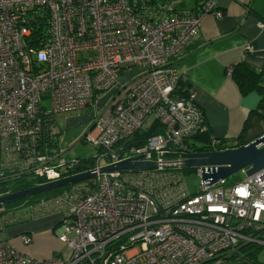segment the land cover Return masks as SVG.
Listing matches in <instances>:
<instances>
[{"label": "built area", "instance_id": "2783aa9c", "mask_svg": "<svg viewBox=\"0 0 264 264\" xmlns=\"http://www.w3.org/2000/svg\"><path fill=\"white\" fill-rule=\"evenodd\" d=\"M217 1L206 11L221 17L214 11ZM203 16L167 13L138 0H0L4 165L29 170L44 183L68 177L75 161L31 155L27 137L38 131L34 121L43 109L87 107H95V116L84 137L102 148L94 169L127 159L155 165L98 174L84 195L31 207L37 216L64 215L62 228L73 237L71 259L221 264L240 243L264 245V169L228 186L226 179L215 184L203 179L217 167L190 168L200 179L197 191L186 177L183 155L190 152L184 141L204 131L206 122L192 89L186 97L176 94L182 75L175 58L198 39ZM154 121L163 131L131 146L139 142L136 133ZM117 239L127 242L115 244ZM21 240L30 242L27 236ZM0 264L38 262L0 232Z\"/></svg>", "mask_w": 264, "mask_h": 264}, {"label": "crops", "instance_id": "0c3cea01", "mask_svg": "<svg viewBox=\"0 0 264 264\" xmlns=\"http://www.w3.org/2000/svg\"><path fill=\"white\" fill-rule=\"evenodd\" d=\"M217 7L223 15L204 14L196 48L175 65L195 93L196 103L204 113L212 137L227 140L235 148L236 139L251 112L257 109L261 96L256 92L243 96L230 71L240 63L258 73L264 71V0H218ZM248 44L254 49L249 50ZM258 135L252 128L246 138L251 142ZM8 219L4 216L3 221L11 223ZM7 222L5 226H9ZM24 233L31 234L29 231ZM50 233L31 237L29 246L22 244L21 237L8 243L22 254L45 259L62 246L59 239L53 241Z\"/></svg>", "mask_w": 264, "mask_h": 264}, {"label": "trees", "instance_id": "16d2710c", "mask_svg": "<svg viewBox=\"0 0 264 264\" xmlns=\"http://www.w3.org/2000/svg\"><path fill=\"white\" fill-rule=\"evenodd\" d=\"M141 5H151L153 7L164 9L167 13H185L188 15H199L212 12L206 11L207 4L212 0H138ZM221 11L217 6L214 11ZM222 12V11H221ZM223 15V12H222ZM46 29V28H45ZM197 43H193L188 46L183 56L189 53L191 50L195 49ZM85 53L82 54L85 57ZM87 58V57H85ZM181 58V57H180ZM180 58H175V62ZM230 76L237 85L240 93L245 96L250 93L256 92L261 96V100L256 110H253L246 120L241 135L236 139V147L246 145L250 142L246 138V134L256 124H262L264 126V71L258 73L244 63L235 65L231 72ZM190 86L183 79L180 78L176 94L179 97H186L189 95ZM47 109H43L39 116L35 117L36 123H39V129L32 136H28L27 140L30 144V149H28L31 155H43L51 159H60L65 158L67 162L75 161L76 166L71 169V172L68 174L74 175L77 173H82L85 171L92 170L96 167L97 159L101 154L102 148L95 146L98 152L95 156L89 157H72L66 150L62 149L60 146V134L61 132L56 129V120L55 112H49ZM262 125L260 129H262ZM163 131L162 126L154 121L148 130L139 131L136 133V138L139 140L141 145L145 144L147 138L159 134ZM264 135V130L259 133V136ZM86 141V138H82V142ZM124 144V143H123ZM120 144L117 148L121 147ZM126 146V143H125ZM233 148L230 146V143L227 140L220 141L212 137L210 129L207 128L201 133L189 137L184 141V149L190 153H202V152H214V151H225L227 149ZM123 154V152H121ZM69 160V161H68ZM5 164V159L2 155V150L0 149V196L8 195L15 193L24 189H30L35 186H39L45 182L43 178H38L34 175L33 172L29 170H16L15 167H8ZM190 169H187V172H190ZM243 173V172H242ZM234 174L233 177L226 179V184L228 186H233L239 184L244 180V175ZM94 179L70 184L64 187L55 188L49 191H45L39 194L31 195L22 199L12 201L8 204L15 202H23V206H28L33 202H40L41 200L48 201L52 198H59L65 195H70L72 193H77L78 195H84L86 189H89L93 186ZM30 207V206H29ZM5 215V214H4ZM50 215V214H48ZM46 215V216H48ZM7 216V215H5ZM43 217V216H42ZM4 219V217H3ZM61 219L59 224L62 223ZM8 224H11L9 221ZM58 224V225H59ZM262 246L252 245L250 243H240L237 246V250L225 258L222 264L225 262H232L233 264H264L258 261V253Z\"/></svg>", "mask_w": 264, "mask_h": 264}, {"label": "rangeland", "instance_id": "374dc122", "mask_svg": "<svg viewBox=\"0 0 264 264\" xmlns=\"http://www.w3.org/2000/svg\"><path fill=\"white\" fill-rule=\"evenodd\" d=\"M42 11H44V9H42ZM94 114L95 107H87L83 109L56 113V129L61 132L59 136L60 146L62 149L66 150L70 156L89 157L97 155L98 150L93 144L88 141L82 142V138L87 132H89L88 129H90L94 123ZM259 125L262 124H256L254 127L258 133L262 132V129L264 130V126L262 125V129H260ZM99 162L100 165H105L106 159L102 157L100 158ZM242 172L245 173V170ZM242 172H238V174L243 175ZM186 177L191 181L192 189L197 191L199 188L200 179L196 176L195 172L192 171L187 173ZM230 177H233V175ZM55 199L57 198H52L49 201L47 199L41 200L40 202H33L28 206H23V202L4 204V210L0 212V232H2V237L5 239V241L9 242L16 237L25 236L32 240L31 237L41 235L44 236L50 232L51 238L54 239L53 241L58 240V235L62 229L61 223L59 224V221L64 218V215L54 212L48 216L39 217L37 215L34 216L35 214L33 215V213H36V211H34L35 208L31 209V207L44 208L42 205L43 203L48 204L50 201ZM60 199L62 198L60 197ZM4 214L7 215V218L9 217L8 220H11V224H9V226H5L6 222L2 221L3 217L5 216ZM25 231L31 232V234H29L30 236L25 235ZM250 244L262 246L259 250L257 260L264 263V245L259 243ZM68 255V246L66 244H63V246H60L52 253V256H63L65 259L68 258ZM225 264L233 263L229 261L227 263L225 262Z\"/></svg>", "mask_w": 264, "mask_h": 264}, {"label": "water", "instance_id": "95a60500", "mask_svg": "<svg viewBox=\"0 0 264 264\" xmlns=\"http://www.w3.org/2000/svg\"><path fill=\"white\" fill-rule=\"evenodd\" d=\"M36 22L31 21V24ZM136 142L131 146H137ZM185 166L188 168L217 167L212 172H204L203 179L210 180L211 184L217 183L230 176L245 170L246 176H251L264 169V135L235 148L225 151L186 153L183 155ZM153 162L134 161L127 159L112 165H108L98 170L93 169L82 173L70 175L58 181L44 183L30 189H24L15 193L0 197V208L6 203L19 200L31 195L39 194L55 188L64 187L70 184L86 181L95 178L98 174L112 173L116 171H138L154 168Z\"/></svg>", "mask_w": 264, "mask_h": 264}, {"label": "bare ground", "instance_id": "6f19581e", "mask_svg": "<svg viewBox=\"0 0 264 264\" xmlns=\"http://www.w3.org/2000/svg\"><path fill=\"white\" fill-rule=\"evenodd\" d=\"M59 236H60V238L63 236H65L66 238H65V240H61L59 238ZM58 239H59L62 246H63V244H66L68 246V254L69 255H68L67 259H65L63 256H59V257L58 256H53V257L51 256V257L45 258V259H38V258L33 257L32 255H29V254H25V255L29 256L34 261L38 262V264H51V262H53V264H54V262H56V261H60L61 264H81V262L78 260V258H76L77 260L71 259V252L72 251L69 247V244L73 241V237L70 234H67L66 230L64 228H62L60 230V233L58 235ZM21 242L25 246H29L32 243L31 240L28 244H25L22 240H21ZM126 242H127L126 239H120V240L117 239L114 241L115 244H124ZM54 257H56V258H54ZM91 257H92V255H91Z\"/></svg>", "mask_w": 264, "mask_h": 264}, {"label": "flooded vegetation", "instance_id": "af4514ba", "mask_svg": "<svg viewBox=\"0 0 264 264\" xmlns=\"http://www.w3.org/2000/svg\"><path fill=\"white\" fill-rule=\"evenodd\" d=\"M6 222H7V220H6Z\"/></svg>", "mask_w": 264, "mask_h": 264}]
</instances>
